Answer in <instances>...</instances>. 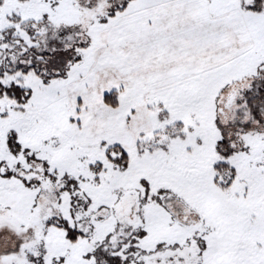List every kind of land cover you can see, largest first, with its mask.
<instances>
[{"label": "snow or ice", "instance_id": "obj_1", "mask_svg": "<svg viewBox=\"0 0 264 264\" xmlns=\"http://www.w3.org/2000/svg\"><path fill=\"white\" fill-rule=\"evenodd\" d=\"M0 264H264V0H0Z\"/></svg>", "mask_w": 264, "mask_h": 264}]
</instances>
